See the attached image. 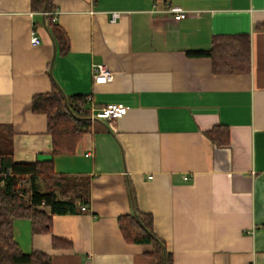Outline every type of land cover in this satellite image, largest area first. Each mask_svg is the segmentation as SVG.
Segmentation results:
<instances>
[{
  "label": "crops",
  "instance_id": "obj_1",
  "mask_svg": "<svg viewBox=\"0 0 264 264\" xmlns=\"http://www.w3.org/2000/svg\"><path fill=\"white\" fill-rule=\"evenodd\" d=\"M168 7L191 14L175 20ZM54 13L69 37L64 54L31 0H0V153L89 177L91 201L53 215L49 233L16 220L22 249L45 251L52 264H157L152 244L130 243L120 229L119 216L137 211L152 215L174 264H264V0H55ZM241 34L251 40L250 73L214 74L211 58L187 54ZM100 63L111 82L94 84ZM54 81L66 95L91 96L90 112L129 109L92 120L74 154L52 157L32 98ZM220 125L228 144L207 135Z\"/></svg>",
  "mask_w": 264,
  "mask_h": 264
},
{
  "label": "trees",
  "instance_id": "obj_2",
  "mask_svg": "<svg viewBox=\"0 0 264 264\" xmlns=\"http://www.w3.org/2000/svg\"><path fill=\"white\" fill-rule=\"evenodd\" d=\"M32 9L40 11L46 26L60 51L70 47L66 31L53 20L55 0H31ZM189 56L209 57L214 74L250 73L251 40L249 35H218L208 50H190ZM87 95H66L54 81L50 92L35 94L32 111L47 117V131L52 136V157L70 155L92 126ZM216 143L228 144L229 131L224 125L207 132ZM0 264H52L50 255L42 250L25 252L14 236V223L19 219L31 221L34 234L49 233L55 214L81 212L91 201V180L83 175L57 173L53 159L33 163H17L12 153H0ZM11 170L8 173V170ZM42 178L45 187L39 179ZM43 207L49 208L46 211ZM124 238L130 243H149L151 256L157 264H174L173 254L166 242L153 229L150 213L134 212L118 218ZM66 241L53 236V245L64 246Z\"/></svg>",
  "mask_w": 264,
  "mask_h": 264
},
{
  "label": "built area",
  "instance_id": "obj_3",
  "mask_svg": "<svg viewBox=\"0 0 264 264\" xmlns=\"http://www.w3.org/2000/svg\"><path fill=\"white\" fill-rule=\"evenodd\" d=\"M165 12H171L174 14V19L175 20H181L183 18H186L187 16H189L191 14V12L181 9V8H174V7H168ZM55 13L52 12L53 15V20L56 19ZM119 17L118 13H113L112 14V20L115 21L117 20ZM31 42L33 44H39L40 43V39L37 35H33L31 38ZM92 77H93V81L94 84H105V83H109L114 79V72L113 70L106 64L100 63V64H93L92 65ZM88 101L92 100L91 96L87 97ZM128 106H121L118 104H108L105 106H102L101 108L97 109V110H92L90 116L92 120H107V121H111L115 118L121 117L123 115H125L128 111ZM2 170L1 166H0V171ZM8 173L11 172V170L9 169L7 171ZM187 179V177H186ZM83 209H86V206L83 207Z\"/></svg>",
  "mask_w": 264,
  "mask_h": 264
},
{
  "label": "rangeland",
  "instance_id": "obj_4",
  "mask_svg": "<svg viewBox=\"0 0 264 264\" xmlns=\"http://www.w3.org/2000/svg\"><path fill=\"white\" fill-rule=\"evenodd\" d=\"M41 186H42V187H45V185H44V184H41Z\"/></svg>",
  "mask_w": 264,
  "mask_h": 264
}]
</instances>
